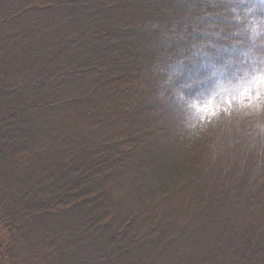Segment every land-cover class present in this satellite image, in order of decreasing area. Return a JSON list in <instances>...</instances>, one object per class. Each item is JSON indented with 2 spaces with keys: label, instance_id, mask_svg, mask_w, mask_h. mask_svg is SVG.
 Segmentation results:
<instances>
[{
  "label": "trees",
  "instance_id": "trees-1",
  "mask_svg": "<svg viewBox=\"0 0 264 264\" xmlns=\"http://www.w3.org/2000/svg\"><path fill=\"white\" fill-rule=\"evenodd\" d=\"M208 3L0 0V227L8 237L0 264L212 263L218 249L204 242L206 231H217L212 217L243 180V220L224 256L264 264V135L232 117L195 141L176 139L155 72L160 37L137 28L145 16L170 21ZM56 46L84 54L47 57ZM88 74L78 84L91 91L71 110L75 125H87L84 139L40 130L42 109L61 108L65 90ZM231 133L238 141L228 144Z\"/></svg>",
  "mask_w": 264,
  "mask_h": 264
},
{
  "label": "clouds",
  "instance_id": "clouds-1",
  "mask_svg": "<svg viewBox=\"0 0 264 264\" xmlns=\"http://www.w3.org/2000/svg\"><path fill=\"white\" fill-rule=\"evenodd\" d=\"M137 28L160 37L155 72L173 106L176 139L195 141L232 117L264 135V0H210L179 19L145 16Z\"/></svg>",
  "mask_w": 264,
  "mask_h": 264
},
{
  "label": "rangeland",
  "instance_id": "rangeland-1",
  "mask_svg": "<svg viewBox=\"0 0 264 264\" xmlns=\"http://www.w3.org/2000/svg\"><path fill=\"white\" fill-rule=\"evenodd\" d=\"M2 2H5V0H2ZM82 17L83 16H79V18H82ZM60 27H61V25H59L58 27L56 26L55 28H53V30H50L49 32L52 34L54 31L58 30ZM27 30H28V27L26 30L24 29L23 32H25ZM38 41H39L38 42L39 44L42 43L41 39H38ZM50 51L51 52L53 51L52 52L53 55H51V56L49 55L47 57L52 58V59L56 58L60 54L67 56L68 59H71L73 56L76 55V53L78 54V52H80V51H81V53H83V50L78 48V47H74L72 50L62 52L63 49H61V47L56 46V47H54V49H51ZM100 52H101V50L96 51L95 53H89L85 56L89 57L88 59H90V58L95 59V58H97V56H99ZM90 77H92V74L91 75L88 74L87 76L82 75L81 77H78L79 78L78 80L73 81V83L71 85H77L78 83L79 84L80 83L85 84L86 78L88 79ZM82 84L79 86L77 85L78 87H76L75 90H71V91L65 90V93L63 95H65V94L66 95L64 96L65 98L62 99L64 102V105L61 108L60 107L58 108L56 103H55L53 106L54 108L46 107L45 109L44 108L42 109L43 110V116L41 117V119H43V122L41 123L42 124L41 128H39L40 130L42 129L44 132L46 131L47 134L53 133L55 135V134H58V132H60V129H61L62 134L59 135V137H60L59 140L61 142H68V140H71V142L72 141H81L80 139H84V138H82V136H83L82 134L87 130V125L84 122H83L84 124L81 123V124L75 125V123L73 121V119L75 118V114L71 113V110L73 109V107H75V108L78 107L76 104H78L79 97H82L85 93L88 94L91 91V89L89 87L85 89L84 85H82ZM48 106H50V105H48ZM101 129H103V128H101ZM36 131L37 132L39 131L37 127H36ZM75 134H77V137ZM238 136H237V133H234V134L231 133V138H229V140L227 141L228 144H231L233 141H238L237 140ZM86 139H87V137H86ZM67 144L68 143H66V145ZM207 146H208V144H207ZM236 155L238 156L239 154H236ZM233 158H234V155H231V156L229 155L228 161L227 160L224 161L225 162V166L223 167L224 169L228 168L227 162L228 163L232 162ZM201 162H203V160ZM238 163L240 164V163H242V161H239ZM200 172H201L200 175L204 179H206V176L208 175V172H209L208 167L206 169H204L203 171H200ZM205 183H206V181L205 182L203 181L204 185H206ZM229 185H228V187H229ZM262 185H264V182H262ZM261 189H259V190H261ZM256 191H258V190H256ZM229 193H230V195L227 198H225L224 201H222L221 212L217 213V217H216V214H215L214 218L212 217V220L214 221V223H213L214 229L217 231L211 232L209 230V228H208V231H206V234H208V236H209V240L204 241V242L206 244L208 243L209 246L213 245L212 247L218 249L216 251V253L218 254L217 257L215 258L214 261H212V263L207 259L208 264H238V263H241V257L238 260V257L237 258H230V257L228 258L227 255L226 256H224V255H225V253H227L228 250L231 251L232 248L234 247V245L232 244V241L234 240V237H237L238 233L236 231L240 227L239 223L241 222V220H243V216H242L243 212H241V210H239L238 208L242 205L241 203H243V200L245 199V197L248 193V188L245 187V180L242 181V188L239 190V192L237 194H233L234 193L233 191H231ZM239 194H241L240 197L238 196ZM118 195H120V194H117V196ZM257 200H258V203H260V204L262 203V197L258 198ZM115 202H116V200H115ZM123 208L124 209H121V210L126 211V208L124 206H123ZM236 208L238 209L237 211H235ZM232 213H233L234 217H232ZM166 215L167 214H165L164 217H166L165 219H168L169 215H167V216ZM209 219L211 220V215L208 216V220ZM178 222H179L178 220L175 221V223L173 224V228H175L176 226L177 227L179 226ZM226 222H228V224H229L228 227L224 226V224H226ZM208 226L210 227V224H207V220H206V227H208ZM7 238H8L7 234L0 227V242L3 246L7 243ZM213 239H216V242L219 241V244H217V243L215 244ZM210 256H209V254H208V256L205 254V255H203V258H207ZM182 258H183V256H181V259Z\"/></svg>",
  "mask_w": 264,
  "mask_h": 264
}]
</instances>
